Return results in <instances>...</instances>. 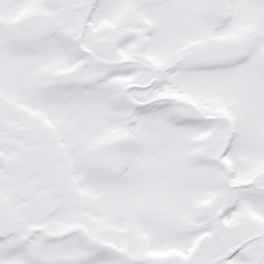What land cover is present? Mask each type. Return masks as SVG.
Instances as JSON below:
<instances>
[{
  "label": "snow or ice",
  "instance_id": "obj_1",
  "mask_svg": "<svg viewBox=\"0 0 264 264\" xmlns=\"http://www.w3.org/2000/svg\"><path fill=\"white\" fill-rule=\"evenodd\" d=\"M0 264H264V0H0Z\"/></svg>",
  "mask_w": 264,
  "mask_h": 264
}]
</instances>
